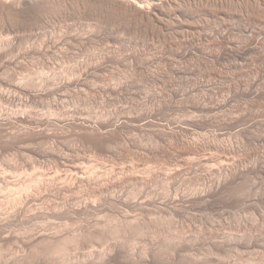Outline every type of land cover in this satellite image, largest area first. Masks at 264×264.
I'll list each match as a JSON object with an SVG mask.
<instances>
[{
	"label": "rangeland",
	"instance_id": "obj_1",
	"mask_svg": "<svg viewBox=\"0 0 264 264\" xmlns=\"http://www.w3.org/2000/svg\"><path fill=\"white\" fill-rule=\"evenodd\" d=\"M104 1L0 12V264H264V0Z\"/></svg>",
	"mask_w": 264,
	"mask_h": 264
},
{
	"label": "bare ground",
	"instance_id": "obj_2",
	"mask_svg": "<svg viewBox=\"0 0 264 264\" xmlns=\"http://www.w3.org/2000/svg\"><path fill=\"white\" fill-rule=\"evenodd\" d=\"M50 1L51 0H0V12L1 11H3L4 9H12V11L13 10H16V11H19V10H22V9H27L28 11H30V10H33V11H35L36 9H39V8H43V7H47L48 6V4H50ZM56 1V0H55ZM75 1V0H74ZM95 1H97V0H95ZM100 1H102V0H100ZM104 1V0H103ZM111 1H113V0H110V2ZM115 1V0H114ZM119 1V0H118ZM120 1H122V0H120ZM125 1V0H124ZM129 1V5H131L132 3H134L133 1H131V0H127V2ZM135 1V0H134ZM151 1V0H150ZM153 1L154 0H152V3H153ZM162 1V0H161ZM258 1V0H257ZM53 2V1H52ZM90 2V1H89ZM104 2H107V0L106 1H104ZM123 2V1H122ZM126 2V1H125ZM124 2V3H125ZM154 2H156V1H154ZM158 2V1H157ZM159 2H160V0H159ZM95 3H97V2H95ZM108 3V2H107ZM112 3H114V2H112ZM115 3H117V1H115ZM120 3V2H119ZM200 3V2H199ZM204 3V2H203ZM53 4V3H52ZM109 4V3H108ZM126 4V3H125ZM135 4V3H134ZM142 4V3H141ZM155 6H154V9L155 8H158V7H160L159 6V4L157 3H153ZM162 5H163V3H161ZM169 4V3H168ZM89 5V4H88ZM113 5V4H112ZM123 5V4H122ZM128 4H126V6H127ZM128 5V6H129ZM133 5V4H132ZM137 5V4H136ZM150 5H152V4H150ZM114 6V5H113ZM120 6V5H119ZM133 6H135V5H133ZM132 6V7H133ZM137 6H139V7H137L138 9L139 8H141V9H144L143 7H144V5H139V3H138V5ZM146 6V5H145ZM117 7V6H116ZM131 7V8H132ZM180 7V6H179ZM51 8V7H50ZM124 8V7H123ZM128 8V7H127ZM137 8H135L136 9V11L138 10ZM146 8H148V7H146ZM161 8V7H160ZM159 8V9H160ZM109 9V8H108ZM125 9V8H124ZM153 9V8H152ZM153 9V10H154ZM180 9V8H179ZM145 10H149V8L148 9H145ZM5 11V10H4ZM24 11V10H23ZM28 11H26V12H28ZM32 11V12H33ZM37 11V10H36ZM112 11V10H111ZM119 11H121V10H119ZM131 11V10H130ZM143 11V10H142ZM140 9H139V12H142ZM161 11V10H160ZM163 11V10H162ZM7 12H9V11H7ZM15 12V11H14ZM13 12V13H14ZM39 12V11H38ZM147 12V11H146ZM149 12V11H148ZM190 12V11H189ZM9 13H12V12H9ZM23 14H24V12H22ZM29 13V12H28ZM150 14H151V11L149 12ZM149 13H147L148 15H150ZM171 13V12H170ZM15 14V13H14ZM22 14V15H23ZM142 14V13H141ZM162 14V13H161ZM3 15V14H2ZM9 15V14H8ZM28 15V14H27ZM32 15H34L33 13H32ZM146 15V14H145ZM147 15V16H148ZM16 16V15H15ZM146 17V16H145ZM162 18V17H161ZM171 18V17H170ZM191 18V17H190ZM8 19V18H7ZM160 19V18H159ZM192 19V18H191ZM160 21V20H159ZM181 21V20H180ZM13 22H15V21H13ZM19 22V21H18ZM194 23V22H193ZM194 25V24H193ZM174 27V26H173ZM180 28V27H179ZM162 29V28H161ZM163 30V29H162ZM4 47V46H3ZM3 58V57H2ZM3 62V61H2ZM20 63V62H19ZM1 64V63H0ZM5 65V64H4ZM21 65V64H20ZM10 67V66H9ZM9 67H7L6 65L5 66H2V65H0V82H2L1 84H3V83H6L5 81V78H4V80H3V78L2 77H6V73L5 72H7L8 70H10V69H8L7 70V68H9ZM16 67V66H15ZM99 67V66H98ZM17 69V68H16ZM21 69V68H20ZM7 70V71H6ZM59 70V69H58ZM18 71V70H17ZM16 72V71H15ZM31 72V71H30ZM38 73V72H37ZM43 73V72H42ZM79 73V72H78ZM12 74V73H11ZM36 74V73H35ZM15 75V74H14ZM45 75V74H44ZM43 75V76H44ZM86 75V74H85ZM26 76V75H25ZM65 76V75H64ZM76 76V75H75ZM10 78V77H9ZM27 78H32V75H28L27 76ZM67 78H69V77H67ZM33 79V78H32ZM31 79V80H32ZM43 79V78H42ZM42 79H41V81H42ZM69 79H71V78H69ZM78 80V79H77ZM80 80V79H79ZM29 81V80H28ZM43 81H45L44 82V84H42V86L43 85H45V83H47V80L45 79V80H43ZM43 81H42V83H43ZM22 82H24V81H22ZM21 82V84H23ZM31 82V81H30ZM17 83V82H16ZM20 83V82H19ZM67 83V82H66ZM69 83H71V82H69ZM35 84V83H34ZM5 85V84H4ZM9 85H10V83H9ZM12 85V84H11ZM31 85V84H30ZM68 85V84H67ZM1 86V85H0ZM25 86V85H24ZM34 86V85H33ZM40 86V85H39ZM52 87H53V85H52ZM33 88V87H32ZM8 89V88H7ZM46 89V88H45ZM50 90V89H49ZM6 91V90H5ZM1 92V91H0ZM9 95V94H8ZM1 97L3 98V99H7L9 102H11V103H15V100L13 99V98H11V97H5L4 95L2 96V94H1ZM14 97V96H13ZM2 100V99H1ZM16 100H18L17 98H16ZM36 100V99H35ZM1 102V101H0ZM17 102V101H16ZM8 103V102H7ZM36 103V102H35ZM34 103V104H35ZM225 105V104H224ZM24 108V107H23ZM13 109V108H12ZM34 109V108H33ZM32 109V110H33ZM2 110V109H1ZM24 110V109H23ZM28 112V111H27ZM31 112V111H30ZM217 112V111H216ZM60 113V112H59ZM206 113V112H205ZM21 114V113H20ZM24 114V113H23ZM14 115V114H13ZM26 115V114H25ZM16 116V115H15ZM58 116V115H57ZM222 116V115H221ZM20 118V120H25L26 119V117H24V116H20L19 117ZM57 118V117H56ZM214 118V117H213ZM219 118V117H218ZM9 120V119H8ZM7 120V121H8ZM17 120V119H16ZM6 121V120H5ZM12 121V120H11ZM49 122V121H48ZM22 123V122H21ZM4 124H5V122H3V119H1V117H0V126L1 127H3L4 126ZM7 124V123H6ZM26 124V123H25ZM103 124V123H102ZM6 126V125H5ZM8 126V125H7ZM10 126V125H9ZM8 126V127H9ZM19 126V125H18ZM75 126V125H74ZM105 126H107V125H105ZM1 127H0V129H1ZM7 127V128H8ZM36 127V126H35ZM35 127H32V128H35ZM89 127V126H88ZM108 127H109V125H108ZM6 128V129H7ZM82 128V127H81ZM89 128H91V127H89ZM99 128V127H98ZM104 128V127H103ZM48 129V128H47ZM78 129V128H77ZM105 129V128H104ZM34 130V129H33ZM90 130V129H89ZM106 130V129H105ZM49 131V130H48ZM163 131V130H162ZM20 133H23L22 131H19ZM92 132V131H91ZM99 132V131H98ZM1 133V132H0ZM8 133H10V132H8ZM17 133V132H16ZM31 133V132H30ZM88 133V132H87ZM102 133V132H101ZM106 134H107V132H105ZM169 133V132H168ZM6 134V133H5ZM14 134V133H13ZM13 134H12V136H13ZM17 134H19V133H17ZM25 134V133H24ZM109 134V133H108ZM107 134V135H108ZM161 134V133H160ZM23 135V134H22ZM41 135V134H40ZM98 135V134H97ZM167 135V134H166ZM18 136V135H17ZM172 136V135H171ZM6 137V136H5ZM9 137V136H8ZM30 137V136H29ZM47 137V136H46ZM26 138V137H25ZM163 138V137H162ZM167 138V137H166ZM3 139V138H2ZM5 139V138H4ZM34 140V139H33ZM44 140V139H43ZM182 140V139H181ZM108 141V140H107ZM13 142H14V140H13ZM30 142V141H29ZM28 141L26 142V143H29ZM91 142V141H90ZM19 144V143H18ZM110 146V145H109ZM162 146V145H161ZM10 148V147H9ZM19 148V147H18ZM193 148V147H192ZM170 149V148H169ZM166 150V149H165ZM192 150V149H191ZM190 150V151H191ZM5 151V150H4ZM31 151V150H30ZM195 151V150H194ZM189 152V151H188ZM174 154V153H173ZM27 155V154H26ZM39 155H41V154H39ZM67 155V154H66ZM48 158V157H47ZM160 158V157H159ZM176 158V157H175ZM185 160V159H184ZM8 161V160H7ZM190 163V162H189ZM1 165V164H0ZM83 165H81V167H82ZM163 166V165H162ZM92 167V166H91ZM9 168V167H8ZM8 170V169H7ZM35 170V169H34ZM111 171V170H110ZM1 172V171H0ZM71 172V171H70ZM95 172V171H94ZM33 173H34V171H33ZM101 173V172H100ZM169 174V173H168ZM44 175V174H43ZM97 175V174H96ZM136 175V174H135ZM21 176V175H20ZM40 176V175H39ZM132 176V175H131ZM37 177V176H36ZM87 177V176H86ZM94 177V176H93ZM97 177V176H96ZM44 178V177H43ZM47 178V177H46ZM169 178V177H168ZM66 179V178H65ZM20 180V179H19ZM25 180V179H24ZM23 180V181H24ZM95 180V179H94ZM101 180V179H100ZM4 181V180H3ZM63 181V180H62ZM74 181V180H73ZM83 181V180H82ZM17 182V181H16ZM22 182V181H21ZM46 182V181H45ZM54 182V181H53ZM68 182V181H67ZM11 183V182H10ZM44 183V179H36V180H34V181H32L31 183H29L28 182V184H27V182H25L24 184H21L20 186H18V187H15V186H13V188L14 189H11L12 188V186H11V188L10 187H8L9 186V184H8V181H7V188L5 189H1L0 191H2V193L4 192H10V196L12 195V197H9V199L7 200V203H9V204H15V203H19V202H21L23 199H24V196H30L29 194L32 192V189H33V187H35V188H37V191H39L40 192V190H41V188H39L40 186H42L43 187V185L45 184H43ZM58 183V182H57ZM56 183V184H57ZM69 183V182H68ZM78 183V182H77ZM12 184V183H11ZM75 184V183H74ZM103 184V183H102ZM17 185V184H16ZM50 185V184H49ZM95 186V185H94ZM2 186H0V188H1ZM47 187V186H46ZM7 189H10V191H8ZM79 189V188H78ZM4 190V191H3ZM36 190V189H35ZM71 192V191H70ZM42 193H44V192H42ZM41 193V194H42ZM50 193V192H49ZM14 195V196H13ZM41 196V195H40ZM49 196V195H48ZM23 198V199H22ZM40 200V199H39ZM45 201V200H44ZM5 202V201H4ZM137 203V202H136ZM19 205V204H18ZM28 205V204H27ZM128 205V204H127ZM13 207V206H12ZM44 207V206H43ZM51 207V206H50ZM133 207V206H132ZM160 207V206H159ZM47 208V207H46ZM90 208V207H89ZM5 209V208H4ZM53 209V208H52ZM149 209V208H148ZM46 210V209H45ZM135 210V209H134ZM141 210V209H140ZM20 211V210H19ZM51 211V210H50ZM67 211V210H66ZM69 211V210H68ZM77 211V210H76ZM25 212V211H24ZM64 212V211H63ZM72 212V211H71ZM56 213V212H55ZM59 213V212H58ZM138 213V212H137ZM31 214V213H30ZM52 215V214H51ZM41 216V215H40ZM50 216V215H49ZM124 216V215H123ZM130 216V215H129ZM20 217V216H19ZM63 217V216H62ZM142 217V216H141ZM41 218V217H40ZM3 219V218H2ZM1 219V220H2ZM5 219V218H4ZM110 219V218H109ZM108 219V220H109ZM157 219V218H156ZM45 220V219H44ZM29 221V220H28ZM39 221V220H38ZM129 221H132V220H129ZM159 221H160V219H159ZM164 221V220H163ZM168 221V220H167ZM125 222V221H124ZM134 222H136V221H134ZM143 222V221H142ZM162 222V221H161ZM1 223V222H0ZM76 223V222H75ZM99 223V222H98ZM115 223H116V221H115ZM119 223V222H118ZM121 223V222H120ZM157 223H158V221H157ZM165 223V222H164ZM41 224V223H40ZM110 224V223H109ZM117 224V223H116ZM123 224V223H122ZM151 225V224H150ZM154 225V224H153ZM58 226V225H57ZM100 226V225H99ZM104 226V225H103ZM107 226V225H106ZM149 226V225H148ZM1 227V226H0ZM105 227V226H104ZM125 227V226H124ZM143 227V226H142ZM141 227V228H142ZM159 227V226H158ZM167 227V226H166ZM170 227V226H169ZM31 228V227H30ZM139 228V227H138ZM2 229V228H1ZM26 229V228H25ZM79 229V228H78ZM109 229V228H108ZM123 229V228H122ZM161 229V228H160ZM8 230V229H7ZM91 230V229H90ZM107 230V229H106ZM124 230V229H123ZM122 230V231H123ZM27 231V230H26ZM35 231V230H34ZM76 231V230H75ZM111 231V230H110ZM113 231V230H112ZM126 231V230H125ZM164 231V230H163ZM172 231V230H171ZM46 232V231H45ZM124 232V231H123ZM133 232V231H132ZM162 232V231H161ZM174 232V231H173ZM184 232V231H183ZM14 233V232H13ZM50 233V232H49ZM64 233V232H63ZM97 233V232H96ZM107 233V232H106ZM22 234V233H21ZM117 234V233H116ZM162 234V233H161ZM10 235V234H9ZM12 235V234H11ZM39 235V234H38ZM86 235V234H85ZM185 235V234H184ZM238 235V234H237ZM5 236V235H4ZM37 236V235H36ZM49 236V235H48ZM58 236H59V234H58ZM65 236V235H64ZM82 236V235H81ZM88 236H90V235H88ZM95 236V235H94ZM120 236V235H119ZM118 236V237H119ZM140 236V235H139ZM230 236V235H229ZM47 237V236H46ZM50 237V236H49ZM83 237V236H82ZM104 237V236H103ZM8 238V237H7ZM12 238V237H11ZM48 238V237H47ZM47 238H45V237H38L37 239H36V243L37 244H42V243H50V244H53L52 246L54 247V252H55V254H61L64 250V248H65V246L67 245V244H71V243H68L67 242V238H65V239H57V240H53V238L52 239H47ZM72 238V237H71ZM74 238V237H73ZM97 238V237H96ZM105 238V237H104ZM251 238V237H250ZM14 239V238H13ZM89 239V238H88ZM117 239V238H116ZM119 239V238H118ZM129 239V238H128ZM154 239V238H153ZM170 239V238H169ZM184 239V238H183ZM239 239V238H238ZM33 240H35V239H33ZM78 240V239H77ZM93 240V239H92ZM100 240V239H99ZM156 240V239H155ZM158 240V239H157ZM160 240V239H159ZM231 240V239H230ZM240 240H242V239H240ZM7 241V240H6ZM69 242L71 241V240H68ZM75 241V240H74ZM132 241V240H131ZM175 241V240H174ZM27 242V241H26ZM79 242V241H78ZM77 242V243H78ZM105 242V241H104ZM125 242V241H124ZM153 242V241H152ZM164 242V241H163ZM173 242V241H172ZM30 243V242H29ZM179 243V242H178ZM75 244V243H74ZM90 244V243H89ZM97 244V243H96ZM106 244V243H105ZM104 244V245H105ZM128 244V243H127ZM131 244H133V243H131ZM173 244V243H172ZM176 244V243H175ZM248 244V243H247ZM1 245V244H0ZM45 245V244H44ZM83 245V244H82ZM164 245V244H163ZM70 246V245H69ZM72 246V245H71ZM78 246H79V244H78ZM108 246V245H107ZM138 246V245H137ZM157 246V245H156ZM21 247V246H20ZM118 247V246H117ZM168 247V246H167ZM218 247V246H217ZM37 248V247H36ZM47 248V247H46ZM129 248V247H128ZM145 248V247H144ZM111 249V248H110ZM154 249V248H153ZM160 249V248H159ZM53 250V249H52ZM229 250V249H228ZM132 251V250H131ZM169 251V250H168ZM32 252V251H31ZM83 252V251H82ZM126 252V251H125ZM164 252V251H163ZM167 252V251H166ZM9 253V252H8ZM113 253V252H112ZM117 253V252H116ZM120 253V252H119ZM132 253V252H131ZM31 254V253H30ZM38 254V253H37ZM43 254V253H42ZM64 254V253H63ZM124 254V253H123ZM161 254V253H160ZM41 255V254H40ZM50 255V254H49ZM77 255V254H76ZM99 255V254H98ZM133 255V254H132ZM146 255V254H145ZM54 256V255H53ZM33 257V256H32ZM111 257V256H110ZM124 257V256H123ZM126 257H127V255H126ZM156 257V256H155ZM24 258V257H23ZM22 259V258H21ZM42 259V258H41ZM112 259V258H111ZM158 259V258H157ZM3 260V259H2ZM12 260V259H11ZM20 260V259H19ZM69 260V259H68ZM103 260H104V258H103ZM114 260V259H113ZM194 260V259H193ZM195 260H197V259H195ZM27 261V260H26ZM49 261V260H48ZM57 261V260H56ZM156 261V260H155ZM191 261V260H190ZM52 262V261H51ZM98 262V261H97ZM136 262V261H135ZM142 262V261H141ZM26 263V262H25ZM62 263V262H61ZM104 263V262H103ZM68 264V263H67ZM92 264V263H91Z\"/></svg>",
	"mask_w": 264,
	"mask_h": 264
}]
</instances>
